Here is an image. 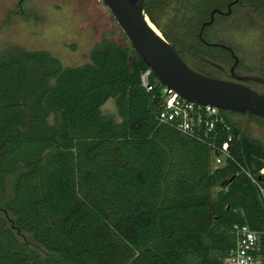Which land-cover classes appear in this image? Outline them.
Wrapping results in <instances>:
<instances>
[{
    "label": "trees",
    "instance_id": "16d2710c",
    "mask_svg": "<svg viewBox=\"0 0 264 264\" xmlns=\"http://www.w3.org/2000/svg\"><path fill=\"white\" fill-rule=\"evenodd\" d=\"M232 1L143 4L191 68L223 78L233 55L198 33L213 9ZM236 8L262 13L264 0H237L229 14L215 13L202 38L211 43L207 34ZM147 68L129 41L108 38L78 66L46 50L0 53V264H223L235 224L264 229V203L236 163L214 166L205 143L158 122L161 84L141 85ZM108 99L119 121L102 113ZM220 112L234 158L256 172L264 144L231 115L264 119Z\"/></svg>",
    "mask_w": 264,
    "mask_h": 264
},
{
    "label": "rangeland",
    "instance_id": "374dc122",
    "mask_svg": "<svg viewBox=\"0 0 264 264\" xmlns=\"http://www.w3.org/2000/svg\"><path fill=\"white\" fill-rule=\"evenodd\" d=\"M210 31L207 38L211 42L222 41L232 48L241 62L237 68L239 74L264 72V12L236 8ZM103 38L123 45L128 43L102 0H0V53L9 46L46 50L63 66H78L89 62V52ZM213 52L217 56L221 54L218 50ZM208 72L219 75L215 69ZM257 88L264 92L263 86ZM102 113L120 120L113 99L104 103ZM231 118L264 144V121L241 115ZM17 238L25 239L19 234Z\"/></svg>",
    "mask_w": 264,
    "mask_h": 264
},
{
    "label": "water",
    "instance_id": "95a60500",
    "mask_svg": "<svg viewBox=\"0 0 264 264\" xmlns=\"http://www.w3.org/2000/svg\"><path fill=\"white\" fill-rule=\"evenodd\" d=\"M236 1L229 3L226 11L213 9L210 20L202 24L198 33L204 43L225 48L233 55L234 63L229 69L234 79L232 80L206 75L191 68L149 20L144 12L143 0H102L132 47L160 83L186 100L235 113H249L264 119V93L245 83L253 81L264 85V77L236 74L238 58L232 48L221 43L206 42L202 38L203 27L214 20V14H229L231 4ZM231 179L221 185L227 184Z\"/></svg>",
    "mask_w": 264,
    "mask_h": 264
},
{
    "label": "built area",
    "instance_id": "2783aa9c",
    "mask_svg": "<svg viewBox=\"0 0 264 264\" xmlns=\"http://www.w3.org/2000/svg\"><path fill=\"white\" fill-rule=\"evenodd\" d=\"M149 68L140 74V83L147 90H153L160 83ZM161 84V107L157 112L159 123L205 143L213 154V165L231 160L257 187L264 203V164L256 172L240 164L231 152L233 134L231 126L225 122L220 109L208 104H199L181 97L173 89ZM222 135H224L222 137ZM222 137V138H221ZM221 138V140H220ZM235 245L223 259V264H264V229L255 230L247 224L233 226Z\"/></svg>",
    "mask_w": 264,
    "mask_h": 264
},
{
    "label": "flooded vegetation",
    "instance_id": "af4514ba",
    "mask_svg": "<svg viewBox=\"0 0 264 264\" xmlns=\"http://www.w3.org/2000/svg\"><path fill=\"white\" fill-rule=\"evenodd\" d=\"M235 73H236V74H239V73L237 72V69H236V68H235ZM209 74H210L211 76H217V75H213V74H211L210 72H209ZM222 76H223V78H225V79H232V80H234V79L232 78L231 74H230V70H228L225 74L221 75V77H222ZM259 85H261V84H258V83H256V82H254V84H250L249 86L252 87L253 89H255L256 91L260 92V93H264V92H262L261 90H259V89L257 88Z\"/></svg>",
    "mask_w": 264,
    "mask_h": 264
},
{
    "label": "bare ground",
    "instance_id": "6f19581e",
    "mask_svg": "<svg viewBox=\"0 0 264 264\" xmlns=\"http://www.w3.org/2000/svg\"><path fill=\"white\" fill-rule=\"evenodd\" d=\"M151 24V23H150ZM153 26V24H151Z\"/></svg>",
    "mask_w": 264,
    "mask_h": 264
}]
</instances>
